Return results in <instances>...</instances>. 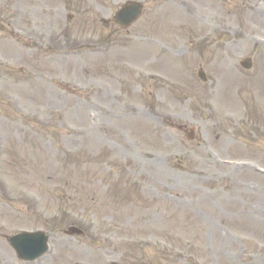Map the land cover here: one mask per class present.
Listing matches in <instances>:
<instances>
[{"label": "rangeland", "instance_id": "374dc122", "mask_svg": "<svg viewBox=\"0 0 264 264\" xmlns=\"http://www.w3.org/2000/svg\"><path fill=\"white\" fill-rule=\"evenodd\" d=\"M19 1L45 43L0 30V264L38 230L39 264H264V0H141L123 32L127 0Z\"/></svg>", "mask_w": 264, "mask_h": 264}, {"label": "water", "instance_id": "95a60500", "mask_svg": "<svg viewBox=\"0 0 264 264\" xmlns=\"http://www.w3.org/2000/svg\"><path fill=\"white\" fill-rule=\"evenodd\" d=\"M134 8H136L135 11H134V14H132V16H129V17H125L124 16V12H120V14L118 15L119 21L121 23L127 24V23L132 22L133 20H135V18H136L135 13H137L139 11L140 6H138L136 4V5H134Z\"/></svg>", "mask_w": 264, "mask_h": 264}, {"label": "bare ground", "instance_id": "6f19581e", "mask_svg": "<svg viewBox=\"0 0 264 264\" xmlns=\"http://www.w3.org/2000/svg\"><path fill=\"white\" fill-rule=\"evenodd\" d=\"M253 2V1H252ZM4 258V256H2Z\"/></svg>", "mask_w": 264, "mask_h": 264}]
</instances>
